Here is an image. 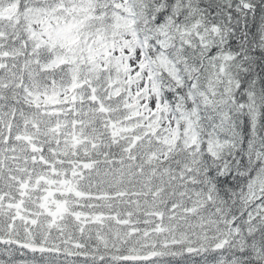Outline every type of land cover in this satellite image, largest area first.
Returning a JSON list of instances; mask_svg holds the SVG:
<instances>
[{"label":"snow or ice","instance_id":"snow-or-ice-1","mask_svg":"<svg viewBox=\"0 0 264 264\" xmlns=\"http://www.w3.org/2000/svg\"><path fill=\"white\" fill-rule=\"evenodd\" d=\"M0 264H264V0H0Z\"/></svg>","mask_w":264,"mask_h":264}]
</instances>
